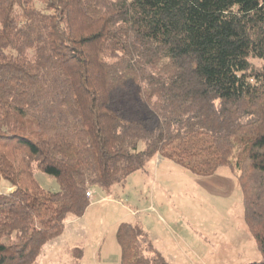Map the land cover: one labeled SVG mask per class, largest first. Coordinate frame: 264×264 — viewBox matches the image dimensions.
Instances as JSON below:
<instances>
[{"label":"trees","instance_id":"16d2710c","mask_svg":"<svg viewBox=\"0 0 264 264\" xmlns=\"http://www.w3.org/2000/svg\"><path fill=\"white\" fill-rule=\"evenodd\" d=\"M251 59L264 61V0H0V264H38L87 192L155 157L203 177L229 168L262 255L247 264H264V68ZM116 240L120 264H170L138 224Z\"/></svg>","mask_w":264,"mask_h":264},{"label":"rangeland","instance_id":"374dc122","mask_svg":"<svg viewBox=\"0 0 264 264\" xmlns=\"http://www.w3.org/2000/svg\"><path fill=\"white\" fill-rule=\"evenodd\" d=\"M250 62L264 68L263 60ZM35 177L44 189L59 190L44 173ZM6 185L2 182L1 188ZM91 203L84 217L68 218L65 233L46 244L38 264H76L70 252L74 247L85 251L80 264H120L116 232L124 222L140 225L170 264H247L262 259L245 223L237 179L226 167L203 177L155 157L145 171L114 186L109 195L96 190Z\"/></svg>","mask_w":264,"mask_h":264},{"label":"built area","instance_id":"2783aa9c","mask_svg":"<svg viewBox=\"0 0 264 264\" xmlns=\"http://www.w3.org/2000/svg\"><path fill=\"white\" fill-rule=\"evenodd\" d=\"M94 195H95V191L87 192V197L91 200V202L93 201Z\"/></svg>","mask_w":264,"mask_h":264},{"label":"crops","instance_id":"0c3cea01","mask_svg":"<svg viewBox=\"0 0 264 264\" xmlns=\"http://www.w3.org/2000/svg\"><path fill=\"white\" fill-rule=\"evenodd\" d=\"M110 192H111V190H110ZM110 192H109V193H107V192H104V193H106L107 195H109V194H110ZM94 196H95V195H94ZM104 198H105V197H104ZM104 198H103V200H104ZM91 207H92V203H91V206H90V207L88 208V210L86 211V213H88V212H89V210L91 209ZM86 213H85V214H86ZM84 216H85V215H84ZM84 216H83V217H84ZM120 224H121V223H120ZM120 224H119V225H120Z\"/></svg>","mask_w":264,"mask_h":264}]
</instances>
